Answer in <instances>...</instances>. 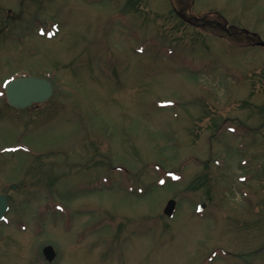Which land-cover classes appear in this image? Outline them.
<instances>
[{"label": "rangeland", "instance_id": "rangeland-1", "mask_svg": "<svg viewBox=\"0 0 264 264\" xmlns=\"http://www.w3.org/2000/svg\"><path fill=\"white\" fill-rule=\"evenodd\" d=\"M173 2L0 0V264H264V0Z\"/></svg>", "mask_w": 264, "mask_h": 264}, {"label": "water", "instance_id": "water-1", "mask_svg": "<svg viewBox=\"0 0 264 264\" xmlns=\"http://www.w3.org/2000/svg\"><path fill=\"white\" fill-rule=\"evenodd\" d=\"M264 45V42H261ZM6 102L15 108H25L33 104L46 101L53 93L51 82L45 78L33 76H19L8 80L4 85ZM16 185L13 184L12 188ZM175 206L173 199L169 200L164 207V213L168 216L172 215ZM7 205V196L0 194V220L3 218ZM44 257L51 261L55 256L54 248L46 245L43 250Z\"/></svg>", "mask_w": 264, "mask_h": 264}, {"label": "flooded vegetation", "instance_id": "flooded-vegetation-1", "mask_svg": "<svg viewBox=\"0 0 264 264\" xmlns=\"http://www.w3.org/2000/svg\"><path fill=\"white\" fill-rule=\"evenodd\" d=\"M0 11H2V9L0 8ZM10 13V14H7V13ZM7 17H3V13H2V16L0 17V22L1 21H5V18L6 20L8 19H12V20H19L20 19V15L19 14H15L11 9H7ZM0 98L4 99V93H3V82H0Z\"/></svg>", "mask_w": 264, "mask_h": 264}, {"label": "trees", "instance_id": "trees-1", "mask_svg": "<svg viewBox=\"0 0 264 264\" xmlns=\"http://www.w3.org/2000/svg\"><path fill=\"white\" fill-rule=\"evenodd\" d=\"M183 3H184V7H189V2H188V0H181ZM183 7V8H184ZM180 17H182V18H184V14H181L180 12H178L177 13ZM196 16L198 17V15L196 14ZM201 17H202V15H200ZM190 23V22H189ZM223 26H224V23L222 24ZM259 107L261 108V109H263L264 108V105H259ZM10 206L12 207V203H11V200H10ZM11 210H12V208H11Z\"/></svg>", "mask_w": 264, "mask_h": 264}]
</instances>
